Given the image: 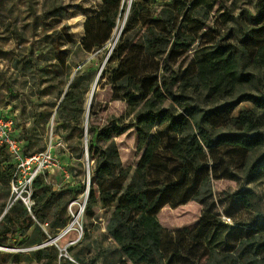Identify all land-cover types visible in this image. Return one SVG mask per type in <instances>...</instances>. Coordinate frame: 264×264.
Returning a JSON list of instances; mask_svg holds the SVG:
<instances>
[{"label": "trees", "instance_id": "16d2710c", "mask_svg": "<svg viewBox=\"0 0 264 264\" xmlns=\"http://www.w3.org/2000/svg\"><path fill=\"white\" fill-rule=\"evenodd\" d=\"M238 1L181 0L187 6L181 20L168 4L152 16L150 8L132 3L123 33L107 59L117 62L110 77L112 90L128 104L132 118L128 122L112 118L100 128L89 124L84 132V140L86 131L90 133L89 157L95 164L91 176L97 177L100 203L112 209L106 231L117 246L119 264H264V213L258 210L237 228L222 219L211 192V180L234 177L231 162L244 167L251 153L264 149V0H245L254 8V14L242 9L252 24L250 29L233 27L232 22L238 26L240 16L235 18L230 8ZM102 2L98 16L85 24L82 46L87 52L105 44L125 12L122 0ZM214 10L219 15L210 24ZM137 26L144 31L133 42L129 33ZM191 49L194 54L183 68ZM92 75L78 72L67 90L60 91L59 120L78 124ZM243 102L252 103L253 108H240L234 115ZM89 111L95 115L94 107ZM76 128L81 138L83 128ZM132 128L141 156L130 173L121 166L113 138ZM15 131L25 155L39 153L26 152L28 137L20 135L16 114ZM162 146L175 165L158 155ZM259 169L264 170V156L249 165L247 175ZM13 172L14 164L0 147V212L4 213L0 245L16 233L19 246L42 245L69 222L64 208L50 211L51 196L61 193L50 192L45 198L42 175L38 176L32 188L41 190L43 196L36 201L37 194L32 192L34 205L28 212L20 200H12ZM234 195L247 210L254 206L252 198L257 199L255 207L260 203L251 190ZM93 201L87 202V211ZM189 201L203 205L196 226L175 233L164 231L157 218L160 210ZM223 213L233 218L228 210ZM58 254L54 246L25 254L4 253L0 264H87L77 255L74 263Z\"/></svg>", "mask_w": 264, "mask_h": 264}, {"label": "rangeland", "instance_id": "374dc122", "mask_svg": "<svg viewBox=\"0 0 264 264\" xmlns=\"http://www.w3.org/2000/svg\"><path fill=\"white\" fill-rule=\"evenodd\" d=\"M180 1L122 0L125 12L117 18L108 40L101 48L87 52L82 46L85 24L89 19L98 16L102 0H0V108L10 106L15 110L20 135L28 137L26 152H41L49 147L50 142L53 144L59 167L50 173L45 172L39 179L43 181V192H47L45 198L50 192L61 193L59 197L51 196L50 211L59 206L64 208V214L69 218L67 225L54 236L48 237L42 245L19 246L20 240L16 233L5 241V245H0V254H25L38 248L54 246L59 257L74 263L77 262V255L87 264H119L121 257L117 246L106 231L112 209L103 208L100 203L99 193L96 191L97 177L93 180L91 176L95 164L89 157L90 133L86 131L84 140V132L89 124L100 128L112 118H122L124 122L132 118L128 115V104L118 99L112 90L110 77L117 62H107L123 33L132 3L137 2L150 8L152 16L168 4L181 20L187 6ZM244 8L254 14L251 2L241 0L231 6L232 15L235 18L240 16L238 26L232 22L233 27H252L247 13H242ZM218 15L216 10L211 12L209 23L212 24ZM143 31L144 28L135 27L129 33L132 41L135 42ZM193 54L194 49L186 54L183 68L190 63ZM86 71H90L94 79L90 82L85 97V112L78 116L77 125L83 128L80 138V131L72 119L69 124L58 119L57 107L63 97V94L60 96V91L67 90L75 74ZM93 84L95 88L90 109L94 107L95 115L91 116L90 111L86 115V110L89 108L87 100ZM243 107L251 109L253 104L243 102L233 114ZM113 139L121 166L132 173L141 156L137 149L135 128L124 131ZM158 155L167 159L170 166L173 163L175 165L163 146ZM262 156L264 149L251 153L248 164L244 167L240 163L231 162L230 170L234 177L211 180V192L217 211L223 220L234 222L237 228H240L238 223L249 222L258 210L264 213V170L252 171L247 175L249 165ZM91 186L94 189L90 192ZM238 190L254 192L260 198L259 205L255 207L257 199L252 198V209L243 208L238 197L234 195ZM33 191L37 194L36 201L43 196L41 190L33 187ZM91 198L94 201L87 211L86 204ZM1 202L0 200V211ZM6 209L8 206L3 211ZM225 209L233 218L225 216ZM202 211L201 203L189 201L176 208L164 207L157 218L164 231L175 233L183 228L193 229ZM3 215L0 212V219ZM68 227L69 231L59 238ZM43 229L47 233L46 227ZM56 264L60 263L57 261Z\"/></svg>", "mask_w": 264, "mask_h": 264}, {"label": "built area", "instance_id": "2783aa9c", "mask_svg": "<svg viewBox=\"0 0 264 264\" xmlns=\"http://www.w3.org/2000/svg\"><path fill=\"white\" fill-rule=\"evenodd\" d=\"M15 114L11 107L0 109V147H4L11 162L14 164V172L10 181V191L13 201L20 200L31 212L34 205L32 199V186L34 180L45 172H52L59 167V160L53 152V144L50 142L46 150L32 155H25L22 149V141L15 137ZM69 229L62 233L65 235Z\"/></svg>", "mask_w": 264, "mask_h": 264}, {"label": "bare ground", "instance_id": "6f19581e", "mask_svg": "<svg viewBox=\"0 0 264 264\" xmlns=\"http://www.w3.org/2000/svg\"><path fill=\"white\" fill-rule=\"evenodd\" d=\"M94 88H95V84H93V86L91 88V91H90V94L88 96V100H87V106L89 105V108L88 109H90V105H91V102H92Z\"/></svg>", "mask_w": 264, "mask_h": 264}, {"label": "water", "instance_id": "95a60500", "mask_svg": "<svg viewBox=\"0 0 264 264\" xmlns=\"http://www.w3.org/2000/svg\"><path fill=\"white\" fill-rule=\"evenodd\" d=\"M88 112H89V109L87 110L86 115H88ZM68 229H69V227L66 228V229L63 231V233L66 232Z\"/></svg>", "mask_w": 264, "mask_h": 264}, {"label": "crops", "instance_id": "0c3cea01", "mask_svg": "<svg viewBox=\"0 0 264 264\" xmlns=\"http://www.w3.org/2000/svg\"><path fill=\"white\" fill-rule=\"evenodd\" d=\"M8 107V106H7ZM10 107V106H9ZM1 109V108H0ZM50 173V172H49Z\"/></svg>", "mask_w": 264, "mask_h": 264}]
</instances>
